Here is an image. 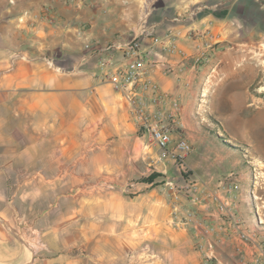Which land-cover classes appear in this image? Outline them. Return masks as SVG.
Instances as JSON below:
<instances>
[{
  "label": "crops",
  "instance_id": "1",
  "mask_svg": "<svg viewBox=\"0 0 264 264\" xmlns=\"http://www.w3.org/2000/svg\"><path fill=\"white\" fill-rule=\"evenodd\" d=\"M144 1L0 0V264L29 263L20 237L10 230L22 221L44 235L75 232L88 260L81 264H89L93 254L98 264H202L201 244L212 245L221 264H264L262 244L233 235L218 203L198 211L180 193L162 188L160 176L143 181L141 176L159 172L179 176L182 164L159 161L158 148L137 125L122 93L100 75L96 54L142 34L155 61L153 79L179 103L173 139L190 142L184 164L195 170L204 138L199 128L206 120L201 110L232 134L247 132L250 114L259 113L264 68L250 59L247 32L232 29L262 26L264 11L257 0L194 7L197 0H153L155 13L146 10L139 18ZM48 7L55 15L46 14ZM208 27L232 46H221L197 68L151 40L168 31ZM178 46L194 52L188 39ZM216 186L215 200H222L221 189H229ZM52 245L41 264L70 251ZM106 255L112 261L105 262ZM37 259L30 264H39Z\"/></svg>",
  "mask_w": 264,
  "mask_h": 264
},
{
  "label": "rangeland",
  "instance_id": "2",
  "mask_svg": "<svg viewBox=\"0 0 264 264\" xmlns=\"http://www.w3.org/2000/svg\"><path fill=\"white\" fill-rule=\"evenodd\" d=\"M95 1L82 0V3L92 4ZM151 1L153 0H145L142 3L144 7L139 18L144 17V14L147 13L146 10L149 11V15L155 13L154 8H156L157 2L152 3ZM197 1L193 7L202 3L212 4L214 0ZM257 2L264 11V0H257ZM71 3L76 4V2ZM48 9L51 15H55L50 7ZM45 12L48 14L47 11ZM252 19H256V17H251V22ZM234 30H241L244 34L247 32V51L250 59L254 61L258 59L264 68V24L255 28H233L232 34L235 33ZM221 46L228 48L232 45L223 41ZM260 86L262 88L259 89V95L264 99V80ZM258 110L257 115L250 114L248 131L244 134L236 131L237 135L224 131L218 117L213 114L209 115L211 112L208 110L206 112L201 110V114L198 115L206 120H201L202 124L199 128V135L202 134L204 138L200 142L201 146H199V155L196 161L197 168L195 170L198 171L195 172V170L185 167L184 161H175V163L182 164L183 167L179 176L164 172L153 173V175H156L155 178L160 176L159 185L162 188H167L169 192L173 190L175 194L176 192L180 193L191 206L198 208V211H201L202 206L208 207V205L218 203L217 211L220 216L226 217L233 235L243 242H250L252 239L258 240L264 249V101L263 103L259 102ZM141 178L146 181V175ZM220 183L222 187L224 185L229 190L221 189L222 200L216 201L215 188ZM113 189L109 187L110 191H114ZM218 190H220L219 187ZM169 197H171L170 193ZM221 204L225 205V210L219 208ZM176 214L177 210L173 208L172 216ZM4 224L9 227L10 223L4 221ZM40 226L46 228L49 224L41 222ZM250 227L253 228L252 231H249ZM10 230L20 237L26 256L29 258L28 264L33 262L34 258H38L37 263H44L40 259L51 256L48 246L53 244L54 248L52 249H56L54 241L60 245L57 246L58 251H70L67 255H52L55 256V261L47 262V264H66L68 261L81 264L82 261L83 263L88 261L84 258L85 245L81 242L83 239L76 237L75 232L69 237L65 235L57 237L59 234L56 232L44 235L41 233L43 231L34 229L32 223L27 221L19 222L16 226L12 224ZM256 234H260V238H257ZM197 249L201 254L202 264H205L206 261H209L208 264H221L213 258L212 245H197ZM93 256L94 259L89 260V264H98L97 255L93 254ZM260 258L264 263V250ZM104 260L105 262L112 261L107 255ZM99 264H103V262L99 260Z\"/></svg>",
  "mask_w": 264,
  "mask_h": 264
},
{
  "label": "built area",
  "instance_id": "3",
  "mask_svg": "<svg viewBox=\"0 0 264 264\" xmlns=\"http://www.w3.org/2000/svg\"><path fill=\"white\" fill-rule=\"evenodd\" d=\"M69 2L80 4L82 0ZM47 11L49 13V9ZM141 38L142 34L133 35L123 43H111L96 49L100 75L108 79L114 90L122 93L137 125L149 135L150 141L158 148L159 161L172 158L183 162L192 152V145L185 138L173 139L171 123L177 119L180 112L179 103L170 98L153 79L151 74L155 61L151 53L144 48ZM183 39H188L194 44L192 54L179 48L178 44ZM151 40L168 55H177L182 61H190L192 68L208 63L223 42L209 27L190 30L187 33L180 30L168 31L160 36H152ZM113 52L118 53L117 58H114ZM162 66L163 72H168L167 65ZM219 208L225 210V205L221 204Z\"/></svg>",
  "mask_w": 264,
  "mask_h": 264
},
{
  "label": "trees",
  "instance_id": "4",
  "mask_svg": "<svg viewBox=\"0 0 264 264\" xmlns=\"http://www.w3.org/2000/svg\"><path fill=\"white\" fill-rule=\"evenodd\" d=\"M156 175H150L149 177H147L145 180L146 181H152L155 178Z\"/></svg>",
  "mask_w": 264,
  "mask_h": 264
},
{
  "label": "bare ground",
  "instance_id": "5",
  "mask_svg": "<svg viewBox=\"0 0 264 264\" xmlns=\"http://www.w3.org/2000/svg\"><path fill=\"white\" fill-rule=\"evenodd\" d=\"M261 221V223H262V220H260Z\"/></svg>",
  "mask_w": 264,
  "mask_h": 264
}]
</instances>
